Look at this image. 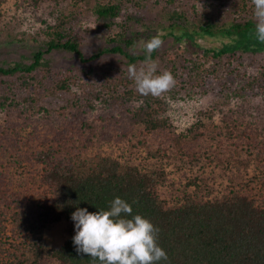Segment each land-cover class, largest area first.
Wrapping results in <instances>:
<instances>
[{"label":"trees","instance_id":"trees-1","mask_svg":"<svg viewBox=\"0 0 264 264\" xmlns=\"http://www.w3.org/2000/svg\"><path fill=\"white\" fill-rule=\"evenodd\" d=\"M200 1L15 0L44 19L31 35L7 34V43L33 51L0 65V264H99L76 251L75 227L55 249L43 247L42 231L72 220L77 208L107 210L116 197L159 228L168 260L158 264H264V128L241 105L264 97V65L253 72L247 63L264 54V43L251 0H213L202 11ZM88 12L110 32L92 58L120 55L140 67L138 42L161 34L171 43L152 59L176 86L143 96L128 69L56 71L54 52L83 58L75 24ZM207 39L216 45L205 47ZM211 93L239 104H216L208 124L180 131L171 100ZM64 96L63 106L48 105Z\"/></svg>","mask_w":264,"mask_h":264},{"label":"rangeland","instance_id":"rangeland-1","mask_svg":"<svg viewBox=\"0 0 264 264\" xmlns=\"http://www.w3.org/2000/svg\"><path fill=\"white\" fill-rule=\"evenodd\" d=\"M213 0H201L197 6L202 11L205 5H209ZM218 2V1H217ZM42 12L35 13L31 8L24 6H18L15 0H6L5 4L1 8V26L3 28L2 42H0V65L8 66L14 64L19 60H23L30 56L33 48L31 46H22L13 43H7V34L25 32L32 34L36 32L41 26L42 22L37 20V17H42ZM3 15V16H2ZM153 16L154 14H150ZM44 19V17H42ZM148 21L147 18H145ZM76 32L79 33L83 39L81 46L82 57L70 52H54L49 57L54 62V68L59 73H72L74 75L83 77L88 70L98 71L104 68H118L121 70H127L128 66L124 57L120 55H101L98 58H92L101 52L106 37L110 34L109 31L102 27L95 15L88 12L86 18H81L80 22L75 24ZM150 39L144 37L141 40ZM140 40V41H141ZM171 40L168 39L164 42L163 47L170 45ZM205 47L212 48L216 43L210 39H207L204 43ZM137 47L142 51V45L138 43ZM247 63L253 65L251 70L257 71L264 65V54L248 55ZM263 60L260 62H254V58ZM65 96L62 98L55 97L49 100L48 105L51 107H60L65 104ZM219 104L224 110H228L230 107H236L239 102L227 105L223 103V100L216 94H209L207 96H201L195 99H189L186 96L178 97L176 100H171L170 115L172 120L177 125L180 131H186L196 124L198 121L208 124L211 120L205 115L206 111ZM243 110L246 118L255 123L258 128H264V97L263 96H249L246 102H242ZM221 114L216 112L214 114V124H219ZM139 158H137L138 160ZM140 160V159H139ZM136 161V158L133 159ZM173 180L180 185L182 179L178 174L172 176ZM75 227L72 220L63 219L62 221L51 224L42 231V245L46 249H55L61 247L64 242L70 237L71 230Z\"/></svg>","mask_w":264,"mask_h":264},{"label":"clouds","instance_id":"clouds-1","mask_svg":"<svg viewBox=\"0 0 264 264\" xmlns=\"http://www.w3.org/2000/svg\"><path fill=\"white\" fill-rule=\"evenodd\" d=\"M255 24V37L264 43V0H251ZM145 59L141 66H128L129 79L143 96L159 97L172 90L177 81L170 71L158 74V62L152 53L164 41L161 34L138 42ZM131 204L120 197L109 202L108 209L89 212L77 208L71 219L75 225L73 244L78 253L89 255L99 264H158L167 261L166 252L158 244L159 228L140 214L133 215Z\"/></svg>","mask_w":264,"mask_h":264}]
</instances>
